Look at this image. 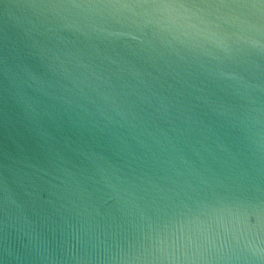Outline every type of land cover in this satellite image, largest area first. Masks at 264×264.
Returning <instances> with one entry per match:
<instances>
[{
    "label": "water",
    "instance_id": "1",
    "mask_svg": "<svg viewBox=\"0 0 264 264\" xmlns=\"http://www.w3.org/2000/svg\"><path fill=\"white\" fill-rule=\"evenodd\" d=\"M0 264H264V0H0Z\"/></svg>",
    "mask_w": 264,
    "mask_h": 264
}]
</instances>
